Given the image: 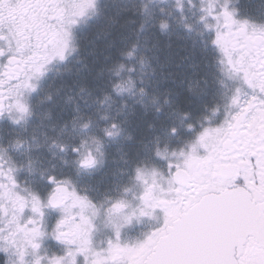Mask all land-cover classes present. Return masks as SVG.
<instances>
[{"label":"snow or ice","instance_id":"6c2138e0","mask_svg":"<svg viewBox=\"0 0 264 264\" xmlns=\"http://www.w3.org/2000/svg\"><path fill=\"white\" fill-rule=\"evenodd\" d=\"M175 7L186 19L183 0ZM198 10L200 34H208L205 67L214 69L223 91L195 122L189 112L179 113L188 138H180L175 124L166 129L169 138L182 139L179 146L161 148L157 137L149 155L137 153L127 183L103 191L97 186L94 194L78 179L37 169L30 156L17 166L0 146V264H264V22L240 16L231 0H199ZM97 15L98 0H0V122H27L30 97L52 65L78 51L77 29ZM158 23L169 27L164 19ZM135 48L122 55L133 58ZM145 59L141 55L139 63ZM124 71L129 75L111 91L146 95L145 81L131 75L134 66L119 63L114 75ZM109 99L105 93L99 103ZM74 112L64 126H72L67 142L52 147L72 155L77 178L91 176L120 124L113 119L99 135H73L77 126L87 132L93 123L78 107ZM101 119L108 121L107 115ZM25 143L16 139L11 147ZM25 167L30 176L38 173L42 189L20 182ZM133 224L144 225L135 236L126 233ZM49 240L57 250L45 246Z\"/></svg>","mask_w":264,"mask_h":264},{"label":"rangeland","instance_id":"374dc122","mask_svg":"<svg viewBox=\"0 0 264 264\" xmlns=\"http://www.w3.org/2000/svg\"><path fill=\"white\" fill-rule=\"evenodd\" d=\"M110 2V0H98V14L101 13V10H105L110 5ZM175 2L176 0H133L131 5L132 10H137V8L143 9L144 4H146L151 10L157 11V17L155 18L154 25L144 35L141 41L142 47L139 50H135V55L131 59L137 61V65L140 67V76H136L134 73H131V75L134 78H142L145 81L144 86L146 91H149L150 88V91L157 89L160 91V87L163 86L165 88L167 84L172 86L167 90L169 94L174 93L173 89L180 88L181 91H185L186 89V101L188 105L178 108L171 103V99L167 96L168 98H163L160 105L161 110H163L162 119L158 122L151 120L148 123H141L138 120L133 121L134 113L131 110H127L125 113H120L116 116L110 115L107 112L109 110V100L101 105L99 100L103 99L104 94L99 92L93 93V95L88 94L90 95L89 98H86L87 94H83V101L86 102L80 104V107L78 106L79 102L68 100V97L74 96L72 94L75 90L72 88L74 86L71 87L65 84L64 79H59L64 74L65 63L54 64L51 66V70L48 72L46 78L41 82L39 91L33 93L30 97L33 115L28 118L27 122L22 121L20 124L15 125L5 119L0 123V146L8 148V155L12 157L11 162H14L17 166L26 165L30 156L34 162V167L37 169H47L50 172L65 175L75 173L72 155L70 153H60L58 148L52 147V144L53 141L57 144L64 143L63 140L67 142L68 132L71 131L72 126L71 123H68L66 130L64 126L66 122L71 121L75 114L74 109L77 107L81 113L86 115L97 113L100 119L102 116L107 115L108 121L102 120L103 123H94V119H92V127L87 132L82 131L77 126L73 135H99L101 134L100 129L113 119L120 124L121 128L120 135L105 141L103 163L94 170L92 175H82L79 178L72 177L74 180L78 179L81 186L91 185L94 193L97 186H99L100 191H103L106 188H118L120 185L127 183V174L132 160L136 157L137 153L141 157L149 155L155 146L157 137H159L161 148H163L166 142H170L173 147L179 146L183 138H188L189 134L184 131L181 125L179 113L189 112L191 114L190 120L195 122L196 118L201 114L200 112L204 110L203 101L207 96L205 93L207 85H201L199 83L200 78L208 75L210 70L214 69L205 67L203 49L206 46L208 34H200L203 32V26L198 23V17L201 15L198 10L199 0H194L197 7H191L187 0H183V16L186 17L183 20L181 19V13L176 10ZM235 2L236 0H231V6L239 11L241 9L240 3L242 4V2L238 4ZM161 9L164 11L161 12ZM97 17L90 18L87 24ZM161 19L168 22L169 27L166 30H162L159 27L158 22ZM127 22L130 24L129 20ZM185 23L193 25L191 31L184 27ZM87 24H82L77 29L76 34ZM106 30H108L107 26H104L102 23L100 27L95 29L93 34L95 37H98L101 36L100 33L102 31ZM92 48L96 47H85L87 49L86 52H91ZM141 55L146 57L143 65L139 63ZM169 57L173 58L169 63L174 64L178 62V72L173 73L171 67L167 65L168 60L165 61V59ZM152 59L154 60V65L151 63ZM208 59L209 61L211 60L210 54ZM197 71H199V74H197ZM125 75L127 77L129 73L127 72ZM196 80L198 81L196 82ZM140 86L139 79H137V89ZM190 88L192 89L191 92L189 91ZM49 94L52 96L50 101L45 99ZM166 99L170 103L166 104ZM122 105L124 104L119 106L120 110ZM127 108L131 107L126 105L123 107V110ZM175 109L179 111H175ZM173 124L180 127L179 136L182 139L176 137L169 138L166 135V129ZM140 127L145 130L143 134L140 133ZM134 135L137 141L135 145L132 142ZM16 139L26 142L18 150L11 147V142ZM30 145L32 146V151L28 153L26 149ZM36 145H41V147L36 148ZM5 158L7 159V157ZM64 160H67L68 163L65 164ZM125 161H128V163H125ZM121 170H123V174ZM18 179L22 184L27 181L28 185L32 187L40 189L44 187L38 173L30 176L26 167L18 174Z\"/></svg>","mask_w":264,"mask_h":264},{"label":"trees","instance_id":"16d2710c","mask_svg":"<svg viewBox=\"0 0 264 264\" xmlns=\"http://www.w3.org/2000/svg\"><path fill=\"white\" fill-rule=\"evenodd\" d=\"M110 5L105 10H101L97 16L90 23L81 28L77 35V46L78 51L73 53L67 63H65L64 74L59 79H64L65 84L74 86L72 101L79 102L80 104L85 103L82 98L83 94H87L86 98H89L93 93H108L111 97L109 99V112L110 115L116 116L119 112L125 113L127 110H131L134 113L133 121H140L141 123H148L149 121H160L162 119L163 110L157 111L160 108L163 98L171 99V103L176 105L178 108L185 107L187 104L186 89L180 90L173 89L174 93L169 94L168 88L172 87L169 84L165 88L160 87L157 90L146 91V95H140L139 93L135 96L130 93H124L123 95H116L111 91V84L116 82L118 79L126 78L127 71L121 74V77L117 78L114 75L116 68L119 63H124L126 68L128 66H134L135 71L133 72L136 76L139 75L140 67L137 65V61L131 60L122 53H126L132 49L135 44V50H139L142 47V39L155 22L157 17V11L148 8V12H142V8L132 10L131 5L133 0H110ZM145 5V4H144ZM129 20L130 24L127 22ZM107 26L106 31H102L101 36L95 37L94 31L101 24ZM143 24V28L141 25ZM103 29V28H102ZM96 47L92 48L91 52H86L85 47ZM165 58V56H164ZM173 59L172 57L166 58L168 60L167 65L171 67L173 73L178 72V62L174 64L169 63ZM176 61V60H175ZM154 65V60H151ZM111 69V71H109ZM199 72V71H198ZM133 74V75H134ZM61 81V80H60ZM85 90L80 91L81 88ZM215 86L211 84V88ZM168 96V97H167ZM155 98V100L153 99ZM204 103V101H203ZM121 104L129 105L131 108L119 111ZM110 108H112L110 110ZM161 109V108H160ZM94 119V123L102 122L97 116V113L91 115ZM103 123V122H102ZM145 130L140 127V133L143 134ZM139 136V134L137 133ZM133 141H136L135 135Z\"/></svg>","mask_w":264,"mask_h":264},{"label":"flooded vegetation","instance_id":"af4514ba","mask_svg":"<svg viewBox=\"0 0 264 264\" xmlns=\"http://www.w3.org/2000/svg\"><path fill=\"white\" fill-rule=\"evenodd\" d=\"M240 2H242V4ZM235 3H237V4L240 3L241 9L238 11L240 16L249 17V18H251L257 22H264V0H236ZM213 71L214 70H210V73L208 75L201 77L200 81H199V83L201 85L202 84L207 85V87L205 89V93L207 96L205 97L203 104H207L209 106V108H211V105H212L213 94L223 91V89H220L219 85L216 83L215 79L213 78V75H212ZM197 74H199V72ZM205 80L207 81V83H205ZM197 81L198 80H196V82ZM211 84H213L215 87L211 88ZM203 112H204V110L201 111L200 113L202 114ZM201 114H199V115H201ZM63 142H66V140H63ZM136 142L137 141H134V145L137 144ZM62 175H65V174H62ZM67 175L69 177H76L75 173H70ZM67 175H65V176H67ZM54 216H55V213H50V215H49V221L50 222H51V219L54 218ZM143 227H144V225L133 224L128 229H126V233L128 235L135 236L141 231V229ZM102 238H103V230L101 232L97 233V236H96L97 240H100ZM45 246L50 247L52 250H57V246L50 240L46 241Z\"/></svg>","mask_w":264,"mask_h":264}]
</instances>
